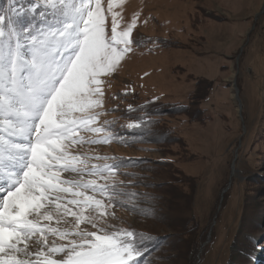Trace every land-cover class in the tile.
<instances>
[{"label":"rangeland","instance_id":"1","mask_svg":"<svg viewBox=\"0 0 264 264\" xmlns=\"http://www.w3.org/2000/svg\"><path fill=\"white\" fill-rule=\"evenodd\" d=\"M135 12L145 42L105 78L99 117L128 143L79 151L137 160L115 179L154 216L117 206L109 222L158 238L143 264H264V0H125L124 19Z\"/></svg>","mask_w":264,"mask_h":264},{"label":"snow or ice","instance_id":"2","mask_svg":"<svg viewBox=\"0 0 264 264\" xmlns=\"http://www.w3.org/2000/svg\"><path fill=\"white\" fill-rule=\"evenodd\" d=\"M17 2L0 9V264H143L158 238L109 222L117 206L154 216L115 179L138 161L79 151L128 143L99 117L105 78L145 42L140 13L125 20V0Z\"/></svg>","mask_w":264,"mask_h":264},{"label":"trees","instance_id":"3","mask_svg":"<svg viewBox=\"0 0 264 264\" xmlns=\"http://www.w3.org/2000/svg\"><path fill=\"white\" fill-rule=\"evenodd\" d=\"M21 25H26L24 22H22V21H20L19 22ZM212 88H213V86H212V84L210 83V82H204V84H203V86H201L198 90H197V93H198V96H199V99L198 100H205V99H207L208 97H209V95L211 94V91H212ZM195 98V97H194ZM194 100V99H193ZM181 108H183V106H181ZM184 109V108H183ZM194 186V185H193ZM193 193V192H192ZM225 201H227V199L226 198H224V204L223 205H221V207L222 208H224L225 207ZM191 247V244H188V245H185V249L187 250V251H189L190 248ZM197 249H195V251H196ZM194 251V252H195ZM194 255V254H193ZM191 260V259H190ZM193 261V262H192ZM245 262V264H250V260H249V257L247 256V259H244L243 261H242V263H244ZM188 263H189V260H188ZM190 263L191 264H194V259H192L191 261H190Z\"/></svg>","mask_w":264,"mask_h":264}]
</instances>
